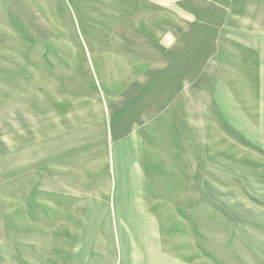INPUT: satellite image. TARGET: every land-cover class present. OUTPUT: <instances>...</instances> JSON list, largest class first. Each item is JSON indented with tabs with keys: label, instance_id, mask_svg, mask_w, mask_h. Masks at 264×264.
<instances>
[{
	"label": "crops",
	"instance_id": "crops-1",
	"mask_svg": "<svg viewBox=\"0 0 264 264\" xmlns=\"http://www.w3.org/2000/svg\"><path fill=\"white\" fill-rule=\"evenodd\" d=\"M137 1L134 23L84 49L96 55L104 91L64 84L77 62L72 26L68 44L58 35L38 41L58 55L49 103L6 135L7 172H31L23 207L69 229V245L55 252L71 264H88L94 252L99 207L113 216L123 264H206L207 210L264 260V206L239 191L264 201V0ZM33 3L0 0V16L25 21Z\"/></svg>",
	"mask_w": 264,
	"mask_h": 264
},
{
	"label": "rangeland",
	"instance_id": "rangeland-1",
	"mask_svg": "<svg viewBox=\"0 0 264 264\" xmlns=\"http://www.w3.org/2000/svg\"><path fill=\"white\" fill-rule=\"evenodd\" d=\"M34 3L35 7L31 4L33 11L27 12L24 17L31 33L23 32L21 24L25 21L17 15H14L13 19L0 16V264H71L69 254L64 248L62 249L64 261H61L55 252V249L69 245L67 234L70 233L69 229L63 231L65 226L47 224L46 221L49 219L42 209L23 207L24 201H28L29 194L28 192L24 194L22 189L24 187L26 191L28 190L31 172L26 169L24 178L21 175L15 176L12 171L7 172L6 135L7 132L23 125L24 121L26 123L36 121L40 114L39 106L49 103L43 102L46 100L43 96L53 89L56 79H53L51 64L54 65L55 56L58 55L53 50L45 52L39 40L53 41L58 35L60 40L68 44L70 38L69 33L65 32V26H72L74 37L79 42L78 49L75 50L77 62L72 65V75L64 80V84H73L72 86L78 89H88L91 86L94 88L96 82L99 89L104 91L106 88L96 55L84 49H87V45L88 47L107 45L112 28L123 21L134 23L139 6L137 0H34ZM149 8V5L142 6L144 11ZM150 10H153V7ZM146 18L142 16L138 21L143 19L142 23L144 21L149 24L147 23L149 19ZM155 20L154 14L151 23H155ZM54 27L56 30L59 28V31L54 30ZM39 31L42 32L39 34ZM65 56L68 57V54ZM87 57H93L95 66H92L88 76L85 72ZM77 63L80 65H76ZM77 66L80 69L75 73ZM57 92L60 94V91ZM76 162L79 166L80 160ZM85 167L86 162L81 168ZM106 168L104 166V172ZM94 179L98 181L100 177L94 176ZM228 179L222 177V184L229 186L230 184L225 182ZM260 185L264 189V184ZM239 188L246 198L250 199L251 195L255 204L264 206V201L257 198L256 192L254 196L246 187ZM102 212L100 207L95 209L91 221L93 223L91 229L94 231V252L88 264H123L119 250L120 234L114 236L113 216L105 214L104 218ZM210 214L207 210L206 264H264L263 256L253 255L246 249L245 240H241L234 233V226ZM195 234V228L191 225L188 235L193 253H197L198 250L195 245ZM62 250H59L58 254H61Z\"/></svg>",
	"mask_w": 264,
	"mask_h": 264
}]
</instances>
